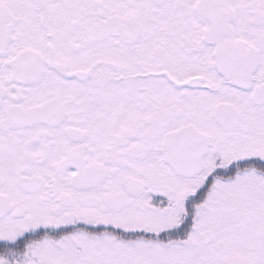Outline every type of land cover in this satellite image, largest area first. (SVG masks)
Masks as SVG:
<instances>
[{
	"label": "snow or ice",
	"instance_id": "6c2138e0",
	"mask_svg": "<svg viewBox=\"0 0 264 264\" xmlns=\"http://www.w3.org/2000/svg\"><path fill=\"white\" fill-rule=\"evenodd\" d=\"M0 264H264V0H0Z\"/></svg>",
	"mask_w": 264,
	"mask_h": 264
}]
</instances>
